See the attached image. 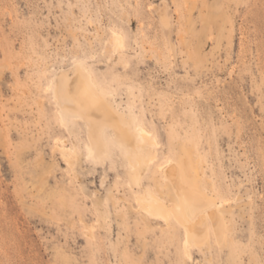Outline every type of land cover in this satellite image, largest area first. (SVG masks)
<instances>
[{
    "label": "rangeland",
    "instance_id": "rangeland-1",
    "mask_svg": "<svg viewBox=\"0 0 264 264\" xmlns=\"http://www.w3.org/2000/svg\"><path fill=\"white\" fill-rule=\"evenodd\" d=\"M85 75L150 134L139 170L58 104ZM170 182L199 235L143 209ZM0 264H264V0H0Z\"/></svg>",
    "mask_w": 264,
    "mask_h": 264
},
{
    "label": "bare ground",
    "instance_id": "bare-ground-1",
    "mask_svg": "<svg viewBox=\"0 0 264 264\" xmlns=\"http://www.w3.org/2000/svg\"><path fill=\"white\" fill-rule=\"evenodd\" d=\"M114 44L116 46H122V40L119 36L115 37ZM81 66H82V64H80V66H78V67L81 68ZM74 80L72 79V81H74ZM56 82H57L56 83L57 85H55V86H56V97L58 99L57 100L58 104L60 103L66 110H68V112L69 111L71 113L74 112L79 116H82L85 113L86 117L84 116L85 117L84 119H88L90 121V125L97 126L98 143H99V146L102 147L101 148L102 150L104 148L103 151H106L108 146H110L111 143H116L117 146L122 151H124V153L127 156L130 157L132 169L139 170L142 165H145L146 163L148 164V161H150L149 160L150 156L149 157L145 156L144 155L145 152L143 154V147H145L144 144H146L148 142V140L151 139V138L149 139V136H148L149 133L147 134L142 128L136 127L135 125H133L132 128L129 130L125 126L126 120H125L124 114L117 112L118 109L115 110L112 107V104L110 102L103 101L100 93L96 92V90H94L96 88L91 89V84H92L91 82L92 81H90L86 75L81 82L80 93L77 95H75V92H69L67 90V88L65 87V82L63 80L57 79ZM70 83H68V84L71 86ZM57 87H59V89ZM57 90L59 91L58 95H57ZM89 91H91L92 93H90ZM100 110H102V112L104 113V115H105L104 118L99 116L98 113ZM80 113H83V114L81 115ZM66 116H64V118ZM111 117L114 118L115 123H116V121L119 123V126L113 127L110 124ZM68 118L70 119V117H68ZM65 119H67V118H65ZM71 119H72V117H71ZM128 125H130V124H128ZM108 129H112V131H113L111 138H108L106 136V132ZM126 137H128L130 139V141H127ZM151 141H152V139H151ZM145 150H146V148H145ZM182 150L188 151L186 148H182ZM187 155H188V153H187ZM174 163L175 164H171L174 166V170H170V166H169L167 171H165V175H166V176L164 175L166 178V180L164 178L165 181H167L168 178L169 179L173 178L174 180H182L183 179L182 174L180 172V169H181L180 163L178 161H174ZM182 165L183 164H181V166ZM132 173H135V172H132ZM183 173L185 174V172H183ZM185 175H188V174H185ZM194 177H195V175H194ZM195 179H197V178H195ZM170 185H171L173 195L175 196V202H174L173 206L168 208L167 206H165V204L163 205V203H161L157 198H155V196H153L151 193L150 194L148 193L150 199L144 200V201H147V203H145V205H144V202H143V205H142L143 209L148 214L156 216V217H160L163 219H167L170 216V214H173V215L178 217L180 223L185 228L186 234L189 237L191 234L192 235H199L206 228V223L204 221L203 213L205 212V210L207 208L202 207V204H203L202 198L198 195H190L189 194L190 195L189 196L185 191H183L182 197L178 198L179 196L177 195V190L175 189V186H173L171 184V182H170ZM193 192H194V190H193ZM191 194H193V193H191ZM204 195H205V193H204ZM212 206L215 207L214 205H212ZM205 215H207V214H205ZM205 220H206V218H205Z\"/></svg>",
    "mask_w": 264,
    "mask_h": 264
}]
</instances>
